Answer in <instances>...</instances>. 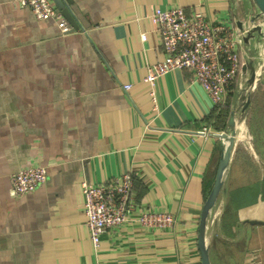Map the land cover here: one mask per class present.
Returning <instances> with one entry per match:
<instances>
[{
  "label": "crops",
  "instance_id": "1",
  "mask_svg": "<svg viewBox=\"0 0 264 264\" xmlns=\"http://www.w3.org/2000/svg\"><path fill=\"white\" fill-rule=\"evenodd\" d=\"M66 2L77 25L62 33L56 20H37L16 0H0V264H201L200 212L227 142L198 132L227 130L236 90L228 91L220 109L227 113L219 123L220 110L192 72L177 69L156 80L153 108L144 76L164 53L150 16L156 7L180 6L186 14L200 12L237 26L247 23L253 5ZM238 51L242 58L247 54L242 44ZM124 83L131 84L129 90ZM261 90L257 86L252 95L246 132L235 136L224 187L207 219L210 264H250V253L257 254L253 264H264ZM29 165L46 166V182L13 196L10 174ZM123 172L133 176L137 206L95 248L81 181L101 182ZM141 208L171 212L172 228L140 226L135 217Z\"/></svg>",
  "mask_w": 264,
  "mask_h": 264
},
{
  "label": "built area",
  "instance_id": "2",
  "mask_svg": "<svg viewBox=\"0 0 264 264\" xmlns=\"http://www.w3.org/2000/svg\"><path fill=\"white\" fill-rule=\"evenodd\" d=\"M27 6L37 20L54 19L60 32L72 29L51 0H16ZM151 20L162 45L164 56L147 66L144 81L148 85V95L152 107L157 109L156 80L167 72L188 69L201 84L214 103L216 111L225 105L228 91L235 87L244 59L238 51L242 44L241 31L233 21H211L204 14H186L180 6L156 7ZM262 18H258L260 22ZM145 40L146 33L140 32ZM130 83L122 84L129 90ZM201 135H214L218 139L222 131L202 128ZM249 147L250 135H245ZM47 180V168L42 165H29L10 174V192L22 196L43 185ZM83 209L90 240L95 248L101 243L102 235L108 230L123 225L137 206L136 191L133 189V176L130 172L101 182L82 179ZM136 215L140 226L157 231L170 230L174 216L167 210L141 208ZM257 254L250 253L247 260L255 263Z\"/></svg>",
  "mask_w": 264,
  "mask_h": 264
},
{
  "label": "water",
  "instance_id": "3",
  "mask_svg": "<svg viewBox=\"0 0 264 264\" xmlns=\"http://www.w3.org/2000/svg\"><path fill=\"white\" fill-rule=\"evenodd\" d=\"M55 7L60 10L63 16L72 23V28L77 25L75 18L69 8L66 0H51ZM254 7V12L248 15L247 23L237 21V26L243 32L242 45L246 56H243L244 62L241 65L240 73L235 84L236 104L232 108L227 118V130L222 131L220 138L226 140L227 144L221 152L218 162L214 183L204 200L199 217L197 244L201 256V264H210L208 249L205 244V231L207 219L211 215L215 206L220 190L224 187V179L229 166V158L232 148L235 144V136L238 135L237 122L242 120L245 125L247 109L250 105L252 95L258 83H264V0H250ZM258 18H262L257 22ZM255 42L250 47V42ZM262 47L258 57L255 56V49ZM256 59V61H255Z\"/></svg>",
  "mask_w": 264,
  "mask_h": 264
},
{
  "label": "trees",
  "instance_id": "4",
  "mask_svg": "<svg viewBox=\"0 0 264 264\" xmlns=\"http://www.w3.org/2000/svg\"><path fill=\"white\" fill-rule=\"evenodd\" d=\"M258 87H264V83L263 84L260 83ZM259 97H260L259 101L264 103V90H261V94L259 95ZM226 111L227 110L224 109L223 111L220 110V112L218 113L217 118L219 119V123H222L223 119H225V113H227Z\"/></svg>",
  "mask_w": 264,
  "mask_h": 264
},
{
  "label": "bare ground",
  "instance_id": "5",
  "mask_svg": "<svg viewBox=\"0 0 264 264\" xmlns=\"http://www.w3.org/2000/svg\"><path fill=\"white\" fill-rule=\"evenodd\" d=\"M263 54H264V50H262ZM237 130L239 135L242 134L243 130H244V122L242 120H238L237 122Z\"/></svg>",
  "mask_w": 264,
  "mask_h": 264
},
{
  "label": "rangeland",
  "instance_id": "6",
  "mask_svg": "<svg viewBox=\"0 0 264 264\" xmlns=\"http://www.w3.org/2000/svg\"><path fill=\"white\" fill-rule=\"evenodd\" d=\"M261 49H262V47L260 48L259 46L255 49V56H256V58L258 57V55H259V52H261ZM255 61H256V59H255ZM260 83H258L257 84V86L259 85ZM245 125H244V130H243V132H242V136L245 134Z\"/></svg>",
  "mask_w": 264,
  "mask_h": 264
}]
</instances>
